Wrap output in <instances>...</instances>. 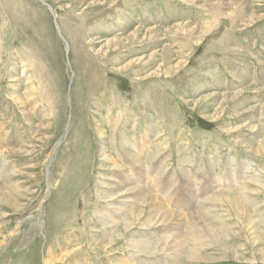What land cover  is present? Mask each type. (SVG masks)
Here are the masks:
<instances>
[{
  "label": "rangeland",
  "instance_id": "obj_1",
  "mask_svg": "<svg viewBox=\"0 0 264 264\" xmlns=\"http://www.w3.org/2000/svg\"><path fill=\"white\" fill-rule=\"evenodd\" d=\"M42 1L0 0V264H264V0ZM218 220L233 252L191 261Z\"/></svg>",
  "mask_w": 264,
  "mask_h": 264
},
{
  "label": "bare ground",
  "instance_id": "obj_2",
  "mask_svg": "<svg viewBox=\"0 0 264 264\" xmlns=\"http://www.w3.org/2000/svg\"><path fill=\"white\" fill-rule=\"evenodd\" d=\"M40 1H42V0H40ZM43 3H45V1H42ZM46 6L48 7V4L46 3ZM50 6V5H49ZM49 8V10L51 11V13H53V15L55 16V12H53V10H52V8L51 7H48ZM138 76V75H137ZM131 80V79H130ZM228 98H229V96H228ZM234 99V98H233ZM147 100V99H146ZM226 103V102H225ZM152 105V104H151ZM148 106V105H147ZM238 109V108H237ZM131 114V113H130ZM100 116V115H99ZM116 121L117 120H115V123H116ZM114 123V124H115ZM164 123V122H163ZM119 124V123H118ZM103 125V124H102ZM115 131V130H114ZM99 133H101V141H100V148H101V157H102V159L103 160H108L109 158H110V156H109V158H108V156H107V152H109V150L106 148L107 147V145L109 144H107V139H105V137H103V135H104V133H102V132H99ZM115 135V134H114ZM114 135H112V136H114ZM111 136V137H112ZM180 136V135H179ZM118 138H120V137H118ZM116 140V139H115ZM148 140V139H147ZM117 143V142H116ZM126 146V145H125ZM124 146V143H123V145L120 147L121 148V150H123V148L125 147ZM264 147V146H263ZM126 148V147H125ZM261 148V147H260ZM111 150V149H110ZM140 152H139V154L138 153H136V154H132V155H130V154H128L129 155V157H128V159L129 160H131L133 163H135V165H137V164H140L141 163V161H142V159H145V160H147V162H146V166H147V169H146V173H150V176H146V178L147 179H151L152 181H153V188H151V189H148V191L149 192H151V191H153V189H156V187L158 186H160L159 184L161 183L159 180L157 181L156 179H155V177H153L151 174L153 173V174H155L156 173V171H158V169H157V167H155V166H152L153 164H150V163H154L155 161V157L154 156H149V153H147V150H149V146H148V144H142V146L140 147ZM168 152H170V151H168ZM257 152V151H256ZM153 155V154H152ZM186 158V157H185ZM109 161V160H108ZM144 161V160H143ZM147 163H149V165H147ZM112 164H113V166H115L116 168H119L118 170H120L121 169V167L120 166H118V163L117 162H112ZM192 164V163H191ZM221 164V163H220ZM111 165V164H110ZM163 166V165H162ZM109 168V167H108ZM216 168V167H215ZM143 169V168H142ZM143 171V170H142ZM152 172V173H151ZM144 172H141V173H139V175L140 176H143V175H141V174H143ZM126 174H128V173H123V177H122V179H124V178H126ZM186 174V173H185ZM128 176V175H127ZM183 176V175H182ZM185 176V175H184ZM187 176H188V174H187ZM187 176H185V177H187ZM162 177V176H161ZM192 177V176H191ZM160 178V177H159ZM195 179V178H194ZM131 180V179H130ZM143 180V179H142ZM187 180H189V178L187 179ZM185 181V180H184ZM191 182H190V184L189 183H187L188 185H190L191 186V183H193V180H190ZM143 182V181H142ZM183 182V181H182ZM125 184H124V186H123V184L122 183H115L114 185V187L117 189L116 191H118V192H113V194L111 193V195H110V197H113V198H119L120 200H126L125 202H124V206H126V207H118L119 209L117 210L118 212L115 214V216L117 217V216H119V215H121V213L123 212V211H127V210H130L131 208V206H132V204L131 203H134V202H132V199H130L129 197H126V195H128V193L126 194V195H124L123 193H121L122 192V190H123V188H125L126 187V185L127 186H130L131 184H133V182H131V181H126V182H124ZM166 184H167V182H165ZM166 184H164V185H166ZM198 184H200V183H198ZM233 184V183H232ZM149 185V184H148ZM121 186H122V188H121ZM144 186V185H143ZM163 187V189L165 188L166 190H167V187L166 186H162ZM199 187V186H198ZM122 189V190H121ZM162 189V188H161ZM192 189V188H191ZM131 192H133V193H135L134 194V198L136 199V201H137V199H139V197H141V198H143L147 193H149L147 190H145V188L143 187V188H141L140 189V187H134L133 189L131 188V189H129ZM199 190V189H198ZM168 191V190H167ZM184 192V191H183ZM232 192V191H231ZM133 193H131V195L133 194ZM224 193V192H223ZM223 193H221V195L223 194ZM226 194V193H225ZM130 195V194H129ZM185 195V194H184ZM224 195V194H223ZM227 195V194H226ZM186 196V195H185ZM190 196L192 197V196H194V197H196V196H198L197 195V193H196V191H193V192H191L190 193ZM150 197V196H149ZM220 197V196H219ZM230 197V196H229ZM239 197V196H238ZM173 198V197H172ZM225 198V197H224ZM228 198V197H227ZM149 199H151V198H149ZM153 199V198H152ZM198 199V198H197ZM238 199V198H237ZM139 200H141V199H139ZM229 200V199H228ZM233 200V199H232ZM135 201V202H136ZM145 201H148V199L146 198V199H144V202H142V203H147V202H145ZM188 201V200H187ZM218 201V200H217ZM160 202V200L158 201V203ZM171 202V201H170ZM141 203V204H142ZM151 203H153V202H151ZM224 203V202H223ZM128 204V205H127ZM143 205V204H142ZM224 205V204H223ZM228 205H230V206H232V207H230L232 210L233 209H235V210H240L242 213H244L243 215L245 216L244 217V220H245V227H252L253 228V219H252V214L249 212V211H247V206L245 205L244 206V204H242V203H233V204H228ZM166 207V206H165ZM184 208V207H183ZM195 208H196V206H195ZM228 208V207H227ZM145 209V208H144ZM137 210H139L138 208H137ZM136 210V211H137ZM135 212V211H134ZM172 213V212H170L169 210L167 211L164 207H160V208H157V210L155 209V211H152V213L149 215V219H152L153 220V218H155L156 216H157V214H162L163 216H164V218L166 219V221L167 220H169V219H171V215L169 214V213ZM232 212H234V211H232ZM231 212V213H232ZM235 213V212H234ZM233 213V214H234ZM128 214V213H127ZM130 214V213H129ZM136 214V215H135ZM140 214V213H139ZM138 214V215H139ZM154 214V215H153ZM207 214H209V213H207ZM137 215V213H134L133 214V216H135V217H137L138 216ZM201 215V217L199 218V219H202L203 217H205V213L203 212V214L201 213L200 214ZM152 216H153V218H152ZM184 216V215H183ZM194 216V215H193ZM196 217H198L197 216V214L195 215ZM240 215H238V218H236L237 220H239L238 222L241 224L242 223V221L240 220V217H239ZM242 216V215H241ZM114 217V216H113ZM120 217V216H119ZM145 217V216H144ZM232 217V216H231ZM236 217H237V214H236ZM137 218H139V217H137ZM178 218V217H177ZM211 218V217H210ZM216 218V217H215ZM125 219V218H124ZM133 219V218H132ZM136 219V218H135ZM192 219V218H191ZM190 219V220H191ZM204 219V218H203ZM140 220V219H139ZM176 220V219H175ZM197 220V219H196ZM125 221V220H124ZM131 221V220H130ZM142 221H144V220H142ZM141 221V222H142ZM150 221V220H149ZM210 221V220H209ZM213 221V220H212ZM72 222V221H71ZM136 222V221H135ZM169 222V221H168ZM175 222V221H174ZM173 222V223H174ZM204 222V221H203ZM109 223V222H108ZM151 223H153V222H151ZM150 223V224H151ZM166 223V222H165ZM183 223V222H182ZM201 223V222H200ZM216 223H218L219 225H220V227H219V229H221V233L222 234H220V232L218 231V232H216V229L215 228H207V231H205V230H203V232H202V229L200 230V231H197L196 230V228H197V223L194 225L195 226V228H194V226L192 227V223H190V224H188V226H189V230H187L188 231V235H190L191 234V237H193V241H192V243H191V245L193 246L192 247V249L191 250H189V252L187 251V253H188V256L192 259L191 261H199V262H204L205 260H207V261H209L212 257H210L207 253H201L200 251H198V247L197 246H200V248H201V250H204V248H207V247H209V248H211V247H213V250L214 251H222L223 253L222 254H224V255H226L228 252H233V250L228 246V240H230L231 239V233L233 232V229L232 228H230V227H227L226 226V223L224 222V221H221V220H218ZM147 224H149V223H147ZM156 224V223H155ZM158 224V223H157ZM217 224V225H218ZM111 225H113V224H111ZM110 225V226H111ZM115 225V224H114ZM139 225H140V223H139ZM182 225V224H181ZM201 225V224H200ZM204 225V224H203ZM145 226V225H144ZM147 226V225H146ZM149 226H152V225H149ZM171 226V225H170ZM187 226V227H188ZM206 226H207V224H206ZM205 226V227H206ZM104 227V226H103ZM108 227V226H107ZM125 227H128V226H124V228ZM131 227V226H130ZM148 227V226H147ZM163 227V226H162ZM180 225L176 228V230H175V232L173 233V236H167V235H165L163 238H165L166 240H167V242H169L168 241V239L169 240H171V239H173V237H174V239H173V246H172V248H173V251L174 252H178L180 255L181 254H183V252H182V249H184V248H186V247H188V246H186V247H184V244H186V243H184L185 242V240H183L182 238L184 237L183 235V237L181 236V234H178V233H180V228H182V227H180ZM208 227V226H207ZM210 227H212V226H210ZM215 227V226H214ZM106 228V227H105ZM104 228V229H105ZM154 228H155V226H154ZM200 228V227H199ZM203 228V227H202ZM158 229V228H157ZM183 230V229H182ZM114 231V230H113ZM121 231H123V230H121ZM250 231V230H249ZM119 232V231H118ZM183 232V231H182ZM194 232H196V234L194 233ZM244 233V232H243ZM120 234V233H119ZM128 234V233H127ZM183 234H184V232H183ZM259 235H260V233H259ZM253 236H256V235H253ZM258 236V235H257ZM128 237V236H127ZM238 237V236H237ZM259 237V236H258ZM116 238V237H115ZM119 238H121V237H119ZM125 238V237H124ZM168 238V239H167ZM136 239V238H135ZM235 239H236V237H235ZM257 239V238H256ZM255 239V241H257ZM121 240V239H120ZM160 241V240H159ZM159 241H158V244H160L159 243ZM163 241H165L164 239H163ZM233 241V240H232ZM231 241V242H232ZM259 241V240H258ZM125 242V241H124ZM130 242V241H129ZM161 242V241H160ZM172 242V241H171ZM231 242H229V243H231ZM252 242V241H251ZM132 243V242H131ZM162 243V242H161ZM166 243V242H165ZM253 243V242H252ZM102 244V243H101ZM118 244V243H117ZM188 244V243H187ZM253 245V244H252ZM138 246V250L140 251V250H143V249H148L149 251H151V253H154V254H157V247H155V245H153V243L152 242H148V243H141V244H139V245H137ZM157 246V245H156ZM168 246V245H167ZM218 246V247H217ZM104 247H106V246H104ZM129 247V246H128ZM132 247V246H131ZM163 247H164V245H163ZM169 247V246H168ZM191 247V246H190ZM197 247V248H196ZM130 248V247H129ZM208 248V249H209ZM161 249V248H160ZM171 248H169V250H170ZM101 250H103V248H101ZM105 250V249H104ZM108 250V249H107ZM187 250V249H186ZM207 250V249H206ZM254 250V249H253ZM110 251V250H109ZM108 251V252H109ZM172 251V250H171ZM208 251V250H207ZM206 251V252H207ZM136 252H138V251H136ZM237 252V251H236ZM184 253H186L185 251H184ZM147 254V253H146ZM166 254H168V253H166ZM221 254V255H222ZM231 254V253H230ZM234 254V253H233ZM238 255V254H237ZM110 256V255H109ZM175 256V255H174ZM197 256H199V257H197ZM215 257V256H214ZM260 257H261V255H260ZM76 258V257H75ZM176 258V257H175ZM187 258V257H186ZM130 259V258H129ZM177 259V258H176ZM184 259V258H183ZM126 260V259H125ZM171 261V260H170ZM189 261V260H188ZM127 262H128V260H127ZM131 262V261H130ZM168 263H170V262H168ZM179 264V263H178Z\"/></svg>",
  "mask_w": 264,
  "mask_h": 264
},
{
  "label": "water",
  "instance_id": "obj_3",
  "mask_svg": "<svg viewBox=\"0 0 264 264\" xmlns=\"http://www.w3.org/2000/svg\"><path fill=\"white\" fill-rule=\"evenodd\" d=\"M45 4H46V2H45ZM48 7H50V6L48 5Z\"/></svg>",
  "mask_w": 264,
  "mask_h": 264
}]
</instances>
